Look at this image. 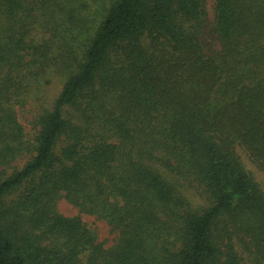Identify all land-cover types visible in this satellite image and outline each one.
I'll return each instance as SVG.
<instances>
[{
  "label": "trees",
  "instance_id": "obj_1",
  "mask_svg": "<svg viewBox=\"0 0 264 264\" xmlns=\"http://www.w3.org/2000/svg\"><path fill=\"white\" fill-rule=\"evenodd\" d=\"M248 162L264 0H0V264H264Z\"/></svg>",
  "mask_w": 264,
  "mask_h": 264
},
{
  "label": "rangeland",
  "instance_id": "obj_2",
  "mask_svg": "<svg viewBox=\"0 0 264 264\" xmlns=\"http://www.w3.org/2000/svg\"><path fill=\"white\" fill-rule=\"evenodd\" d=\"M214 0H207L208 7L210 8V14H212V6ZM59 88V80H54L51 85L47 86L44 91V97L46 100H51L53 96L56 94L57 89ZM30 108V106H28ZM19 117L21 123L27 128L30 129V125L28 120L31 119L29 112H19ZM248 166L253 172L255 173L258 180H264V173L257 170L255 166L248 162ZM58 209L63 214L68 216H73L78 214V209L68 203L65 199H61L58 202ZM83 221L87 224L89 229H91L97 237V241L103 243L105 247H110L115 242L117 234L115 231L112 230L110 225L103 219L96 217L95 215L91 214H82Z\"/></svg>",
  "mask_w": 264,
  "mask_h": 264
}]
</instances>
